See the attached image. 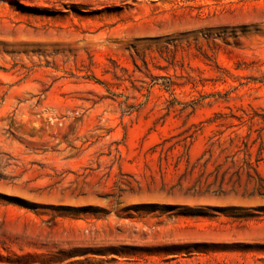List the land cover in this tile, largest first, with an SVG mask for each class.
<instances>
[{
    "label": "rangeland",
    "instance_id": "rangeland-1",
    "mask_svg": "<svg viewBox=\"0 0 264 264\" xmlns=\"http://www.w3.org/2000/svg\"><path fill=\"white\" fill-rule=\"evenodd\" d=\"M239 107L264 181V0H0V264H264V187L183 175Z\"/></svg>",
    "mask_w": 264,
    "mask_h": 264
},
{
    "label": "trees",
    "instance_id": "trees-1",
    "mask_svg": "<svg viewBox=\"0 0 264 264\" xmlns=\"http://www.w3.org/2000/svg\"><path fill=\"white\" fill-rule=\"evenodd\" d=\"M134 63L137 65L136 61ZM128 108H135L134 103H125ZM130 109H123V112ZM238 113H215L214 117L208 122H217V128L213 130L208 137L206 147L198 160L189 166L186 163L183 175L188 176L189 173L197 172L198 178L194 186L206 185L207 190L211 186L217 187L218 191L224 190L225 185L232 188L240 185L242 179L246 184L252 180L258 181L259 189L263 188V178L258 170V163L262 159L263 138L262 126H258L256 120L257 113L252 108L249 112L246 108L239 107ZM246 126L245 129H242ZM260 142L258 151L253 158V146ZM188 154V151L186 152ZM205 177L204 182H202ZM234 207L225 208H196L191 211H182L184 214H199V215H215L216 210H230V216L242 218L245 216H254L258 213H234ZM261 210V209H258ZM213 211V212H212Z\"/></svg>",
    "mask_w": 264,
    "mask_h": 264
}]
</instances>
